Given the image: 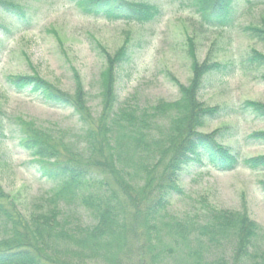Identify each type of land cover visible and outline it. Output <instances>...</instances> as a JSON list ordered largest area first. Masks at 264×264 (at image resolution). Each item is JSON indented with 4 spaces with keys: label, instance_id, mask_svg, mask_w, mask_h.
<instances>
[{
    "label": "trees",
    "instance_id": "16d2710c",
    "mask_svg": "<svg viewBox=\"0 0 264 264\" xmlns=\"http://www.w3.org/2000/svg\"><path fill=\"white\" fill-rule=\"evenodd\" d=\"M70 1L86 17L107 21L151 24L163 15L159 6L143 0ZM191 2L204 23L233 27L236 0ZM0 10L26 15L8 0H0ZM242 32L264 47V26L249 25ZM193 53L191 45L194 59ZM131 61L129 48L109 59L116 70L108 73V86H103L99 118L89 109L88 93L69 96L38 75L7 78L15 91L39 96L48 106L72 107L83 126L84 146L80 150L62 142L60 148L38 130L18 123L20 147L38 160L40 176L56 186L26 218L0 185V264H264V252L257 249L262 228L246 211L214 210L203 222L168 213L171 198L183 192L178 183L187 167L207 166L221 173L240 165L264 170V158L241 163L238 153L219 142L221 133L196 130L210 119L230 116L264 120V105L245 102L207 109L198 98L212 77L239 69L263 72L264 82V52L252 49L238 60L207 65L192 60L195 79L191 88L179 86V101L142 109L120 104L115 89L117 68ZM7 118L0 110V143L8 139ZM247 140L263 143L264 133ZM64 153L70 158L62 157ZM74 202L89 213L91 222L74 218L69 208ZM227 246L232 249L230 261Z\"/></svg>",
    "mask_w": 264,
    "mask_h": 264
},
{
    "label": "rangeland",
    "instance_id": "374dc122",
    "mask_svg": "<svg viewBox=\"0 0 264 264\" xmlns=\"http://www.w3.org/2000/svg\"><path fill=\"white\" fill-rule=\"evenodd\" d=\"M25 9L21 14L0 10V110L6 113L7 140L0 143V185L29 218L34 204L52 193L55 183L39 174L38 160L20 147L18 123L55 141V145H77L83 149V126L73 108H55L38 96L15 91L9 76H40L62 92L76 97L88 93L89 109L99 118L103 88L116 58L129 48L132 61L117 68L116 91L122 105L144 108L181 99L179 86L191 88L195 63L238 60L252 49L264 52L263 44L245 36L249 25L264 26L262 0H236L232 28H213L191 0H143L162 9V17L151 24L107 21L85 16L70 0H8ZM194 49L189 55L190 46ZM109 73V74H108ZM263 72L235 73L212 77L198 98L207 109L264 105ZM113 82V80H112ZM104 86V87H103ZM114 87V86H113ZM204 134H220L217 139L243 159L264 158V142H248L253 134L264 133V120L249 115L210 119L196 129ZM61 148V147H60ZM64 158H70L66 153ZM264 170L240 165L232 172L212 167L190 166L182 171L179 187L170 201L168 213L198 221L217 211L245 212L262 228L257 249L264 252ZM75 219L91 222L78 202L69 207ZM225 256L230 261L231 247ZM259 253V252H258ZM137 260V258H136ZM228 261V262H229Z\"/></svg>",
    "mask_w": 264,
    "mask_h": 264
}]
</instances>
